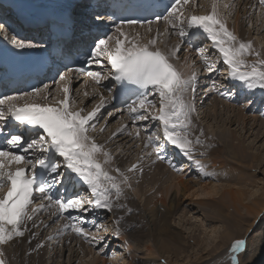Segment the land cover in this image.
Wrapping results in <instances>:
<instances>
[{
    "label": "snow or ice",
    "instance_id": "6c2138e0",
    "mask_svg": "<svg viewBox=\"0 0 264 264\" xmlns=\"http://www.w3.org/2000/svg\"><path fill=\"white\" fill-rule=\"evenodd\" d=\"M188 3L189 0H172L170 5H166V14L157 13L156 19L148 20L149 32H151V25L159 24L160 21H163L166 27L163 33L157 28V35L149 39L146 44L139 43L138 33L132 35L123 30L125 25L117 24L112 35L97 39L91 50L89 63L104 67L101 62L106 59L107 64L110 65L111 79L126 80L145 90L127 105L129 118L133 123L137 120L148 121L149 117L154 126L156 121L159 122L155 131H149L145 126L147 133L145 147H152L158 158L164 159L160 154L166 148L164 144L166 141L168 145L174 146L185 158L194 163L201 175L207 176L205 165L195 155V147L202 146L201 141L199 137L191 138V116L195 111L194 105L186 99L189 89L193 95L195 93L196 74L193 72L191 76L186 77L170 61L177 58L180 43H183L185 37L190 38L191 44V40L205 34L212 42V48L220 54L223 64L227 66V78L238 81L247 89H264V59H258L256 63L247 61V56L259 57V53L252 51L250 42H242L227 28L225 18L219 13V0H213L211 11L207 15L193 14L185 17L182 8L178 6ZM229 6L224 4L225 8ZM260 6L264 8V0H260ZM98 19L102 18L98 17ZM139 23L137 20H129L127 27L133 28ZM140 26L144 25L140 24ZM193 29L196 31H192ZM167 35H176L180 43L165 53L156 45L161 36ZM11 43L20 50L37 47L17 39H13ZM194 50L200 54L205 71L211 73L216 65L204 55L205 49L195 47ZM67 72L84 73L85 70L69 67ZM86 74L97 85L101 80L109 78L99 71H87ZM69 80L67 74H59V79L53 81L63 97L59 100L52 97L54 104L48 103L51 89L47 84L36 87L23 96H8L0 99V120L11 117L20 125L38 130L35 134L36 138H33L31 142L25 141L23 133H10L5 137L9 148L0 149V188L8 189L0 198V246L11 242L16 237L23 236L21 226L26 220L33 218L29 214V208L37 192L41 194L42 200L48 201L47 205L42 204L40 208L54 207L60 215L69 211L87 212L89 208L85 206L86 204L92 210L111 211L114 200L118 201L123 194L122 185L128 183L127 177L120 172L119 168L112 170L116 176L110 174L105 167L112 162L110 153L88 134L89 129L95 128V124L91 122L105 106L104 97L101 96L100 103L86 115H82L83 109L73 111L69 103L71 91ZM61 82H63L62 86ZM217 83L216 80H212L213 89L217 88ZM149 90L152 94L159 96L158 114H153L151 111L156 104L148 99ZM108 91L111 93L110 88ZM85 95L88 94L85 93ZM37 97L44 102H37ZM21 101L23 103H20ZM124 128L126 126L119 131H123ZM112 135L115 136L116 133ZM137 137H139V130ZM11 149H20V151L13 152ZM30 152L34 154L31 157L28 155ZM203 155L204 153L201 152L200 156ZM168 163L173 171L183 172V169L173 164L171 160ZM12 164L17 165L14 171L10 170ZM38 168L43 170L39 183L36 173ZM136 168L137 165L133 164L128 171H134ZM66 172L74 174L78 181L87 186L90 193L87 201L79 196L66 199L52 196L50 191L52 188L63 185L66 178L72 179L71 176H66ZM39 210L31 208V213L35 214ZM76 219V217H69L70 221ZM115 223L118 234L119 220ZM68 227L93 247L103 239L98 236L102 225H94L96 233L86 231L80 223L65 225V228ZM245 248L246 240L244 239H236L231 244V264H239L238 254ZM3 256V252L0 251V264H5Z\"/></svg>",
    "mask_w": 264,
    "mask_h": 264
},
{
    "label": "rangeland",
    "instance_id": "374dc122",
    "mask_svg": "<svg viewBox=\"0 0 264 264\" xmlns=\"http://www.w3.org/2000/svg\"><path fill=\"white\" fill-rule=\"evenodd\" d=\"M205 1L206 0H202L201 2H199V5L197 4L198 10L194 9L191 11L189 9V7H186L185 11H187V13L184 16H187L190 14L191 15L192 14L207 15V13H209L211 11L212 6L210 4L213 1L209 2V4L206 3ZM233 6H235V5H233ZM241 10H242V5H237L236 8H233V7L232 8H224L223 7L222 9H219V13H220V15H222L225 18L226 25H227L228 29L231 27L233 29V31H235V29L238 28L240 30V32H242L244 35L243 41L247 40L248 42H250L252 44V46H253L252 50H258V51L261 50L264 54V22L260 19L261 17H263L261 15V12L257 11L258 14L253 13L251 16L252 19L250 21H246L242 25L238 24V26L235 27L236 17L238 14H241ZM250 10H253V9H250ZM190 11H191V13H190ZM241 21L242 20H240V23H241ZM139 30H140L139 34H142V35L143 34L144 35L149 34L148 31L145 29H139ZM156 32L153 34V36H150V34H149V37L146 39L140 38L139 43H141V44H144V42L147 43L149 39H151L157 35ZM239 39H240V37H239ZM169 40H177V38L175 35H169ZM248 42H246V43H248ZM163 44L164 43L159 38V42L157 43L156 47L164 48ZM181 47H180V51L177 53V57L180 58V62L179 61L176 62V66L180 72H182V71L185 72L184 67L188 66V68L190 69V67L192 65L191 61L194 60V58H196V57L194 55L186 57L185 49L182 47L183 49L181 50ZM204 48H206L205 53H204V55L206 56V53L210 50L211 45L207 44V45H205ZM207 48L209 49L208 51H207ZM197 54L200 55L199 53H196V55ZM209 58L212 61H215L216 59H219L222 61L220 54L217 53L216 50L213 51L212 55H210ZM172 62L175 64L173 59H172ZM192 71H194V69H192ZM221 72H222L221 73L222 76L226 75L223 79L224 80L223 82H225L224 83V85H225L226 81L230 80L229 78H227L228 70H227L226 65L223 64V70ZM189 73L191 74L192 72H189ZM230 82L233 83L232 81H230ZM209 86L206 87L205 93L203 90L202 92L194 94V96H193L194 106L197 109L194 107L195 111L192 113V115L194 116V118L196 120V122H195V123H197L196 125L197 126L200 125V128L202 129V133L209 135V137H211L212 139L215 138V137H213L214 133H218V134H220L222 141H226L227 137H225V136H227L228 133H234L236 139L241 138L240 141L243 142L244 146L247 149L246 152H248L249 155L250 154L257 155L256 153H258V156H260V162H259V164L258 163L257 164L259 166L256 164L257 165V166H255L256 169L252 170V174L256 175V180H257V178L259 179V180H257L258 181V189L260 190V188H262L261 190L264 191V189H263L264 188V124L261 123L264 120L259 119L257 116L255 117V116L245 112L246 107L254 108V106L256 105V104L254 105V103H255L254 98L255 97L258 98V96L252 95V94H242V96H244V97L249 95L248 99L245 98L246 101H245L243 107H240V106L234 107V106H231L228 104H224L223 102L216 99V96H213L210 99L207 98L208 100L203 102L202 99L205 97V94L207 92H209V90H210ZM217 86H218V83H217ZM233 88L230 87L231 92L229 91L228 94H232L235 92L236 87H233ZM242 88H243V86L240 83L238 91L240 92L242 90ZM255 89H253V90H255ZM262 90H264V89H262ZM58 95H59L58 93H56L54 95L55 100L58 99ZM187 95L190 97L189 93ZM232 98L238 99L240 97H239V94L237 95L235 93V95L232 96ZM188 100L191 101L190 98H188ZM54 103H55V101L53 100L52 104H54ZM221 104H224L223 106H225V108L222 107ZM226 106H229L230 108H226ZM91 107L93 108L96 106L92 105V106H90V108ZM232 109L234 110V112H232L233 111ZM239 110L245 114L247 121L250 120V124L253 125L252 128L248 124L238 121L237 111H239ZM151 111L153 112V114H158L156 112L155 108L152 109ZM234 119H237V120L234 121ZM230 120H233L234 123L232 122L230 124ZM252 120H257V121L253 122ZM254 123H256V125H254ZM118 128L119 127L112 128V130L118 129ZM112 130H111V132H112ZM221 130H223L222 132L225 134V136L221 133ZM141 139L142 138H138V139L133 138L131 142L126 144L125 149H127L128 147H131V146L132 147H131V150H129L125 153L123 151V154H126V156H124L122 158L123 160H125L128 163L129 162L132 163V162L136 161V158L139 155L137 153L140 150V148L138 149V147L135 145V143L138 141H141ZM236 139L230 138V140L232 141L231 143L236 145L237 144ZM98 143L101 144V141L99 140ZM217 143H219V142H217ZM171 147L173 148L174 146H171ZM203 147H204V145L202 144V148ZM120 150H122V149H120V147H116V145L113 146L112 148H110L109 150H107L109 153H113V155L111 156V161L113 160L114 155L117 152H119ZM201 150H203V149H201ZM201 150L199 152H202ZM198 153L195 151L196 158L199 159L201 161V163H202V161L204 162L205 171L208 173V176H209V171H211V168H212L211 163H210V159L208 157H205V158L199 157L198 158V155H199ZM230 155L231 154L228 155V159L231 157ZM205 156H207V155H205ZM229 160L231 161L232 158ZM111 165L114 167L115 166L119 167L117 164H115V162L113 163V161H112L111 164L108 165L109 169L112 167ZM161 167L162 166L160 165V167L158 166V167H156L154 169H150L148 171L149 174L147 175L145 182L142 184V187H139L137 185L134 178L133 179L131 178V180H129L127 185H129L130 187H131V185L135 186V187L134 186L132 187L133 190L131 192L132 194L130 195L129 199L131 201H133L134 203H136L137 207H138V210L136 212L134 211L135 213L129 214V216H135L137 218V220L140 222V220L138 219L137 216H140L143 212H144L143 214H145V212L148 211L147 209H149L148 208L149 204L151 206V202H153L154 199L155 200L161 199L162 202H164L166 204L165 211L167 212L168 224L158 226L160 228V230L158 231V235H159L160 239L158 240L157 246H159V248H161L162 251L158 253V257L160 259H157L158 257L155 258V260L157 261V264H217V262H216L217 258L216 257L219 253H221L222 251L227 249L226 245L225 244L223 245L222 243L219 242L218 244H221V245H220L219 249L216 251V255L214 252L207 251V249H205L206 248L205 245L211 244L210 243L211 241H209V240H211L210 235H213L212 234L213 231H215L214 233H216V232H217V234L219 233L218 236L221 235V232H224L225 225H223V223H222L223 220L221 221V219H215V222H213L214 220H213L211 215H209V216L205 215V213H209V212H211V210H208L207 207H202L203 209H200V208L196 207V205L191 203V200L192 201H198V200L205 197V195H202V193H204V192L198 186H195V188L193 190V192L196 193V195H194V196L189 194L188 196L182 197V196H180V192H178L176 195V198H179V201L176 202V204H179V206H177V205L172 206V209L169 210V207L171 206L169 199H171V196L174 195V192H176V190H175V188H173V189H171V191H168L166 193L165 187H166V185L168 186L170 181H171L170 176L173 177L172 179L179 178V176L174 175L172 172L169 173L168 171L164 170L163 167L162 168ZM119 168H121V167H119ZM192 168L194 169V172H196V176H197L198 180L200 181L201 180L200 176H202L200 173V170L199 169L197 170V166L194 163L192 165ZM185 172H181L182 174L185 173L184 177H186L189 174L188 168ZM216 174L217 173H215V175ZM112 175L115 176L116 174L114 175L112 173ZM197 178L194 180V181H196L195 183L199 182L197 180ZM203 178H204L203 180L205 182L210 180V178H207V176H204ZM182 179H183V177H182ZM187 180L191 181V179H187ZM260 181L263 183V185L261 183H259ZM183 182H185V180H183ZM192 183H193V181H192ZM215 183H218V181ZM215 185L216 184H214V187L217 188V190H220L219 189L220 184H217V186H219V187H216ZM261 185H262V187H261ZM197 188H200V189H197ZM123 191H125V190H123ZM262 191H258V194L262 193ZM137 193L139 196H137ZM258 194H256L255 197L258 196ZM126 196H127V194H126ZM247 197L248 196H246L245 202L250 204L252 200H251V198H249V197L247 198ZM152 198H154V199H152ZM149 199H151V200H150V203L148 201V203H149L148 204L146 201ZM173 202H175V201H173ZM157 204H158V202H157ZM159 205H160V203H159ZM190 205H192L193 207L192 206L190 207ZM250 205H252V203ZM191 209H193V210H191ZM204 209H205V211H204ZM114 211H116V212L120 211L121 212V206L115 207ZM106 212H107V215H106L105 220H104V226L107 229L106 233L110 234L112 237V239L110 238V240L112 241V244L109 246L110 247L109 250H110L111 255H110L109 251H107L108 254L104 257V261L107 263H113V260H114V262L116 264H127L128 261H126V259L128 256L129 257L132 256L135 260H139V262L141 260L146 259V250H145L144 244H147L146 243L147 241L143 242L142 239L133 238V236H131L132 235L131 232L134 229L138 230L140 228V224L138 225L139 222L137 221L138 223H135V224L133 223L129 226V228H127L126 230H123L119 226H121L124 223V218H123V220L120 218L119 219L113 218V216H112L113 211L112 210L111 211L106 210ZM203 212H205V213H203ZM262 214L263 215H261V217H259L258 221L257 222L255 221L254 226H252L248 232H245L244 235L242 234V236H241L242 238H240V239L246 240V247L250 241L252 243H254V242L256 243L257 241H259V239L262 235V231L264 232V230H263L264 228H262V227H264V212ZM117 220H119L118 234H117V224L115 223V221H117ZM249 220L250 221L248 223L245 221L246 225L252 224L254 222L253 217H250ZM209 226H210V228H209ZM116 236H119V237L124 236L123 242L120 243L117 240L118 237L116 238ZM104 237H105V235H104ZM114 239H116V240H114ZM173 239H176L178 242L173 243V245H171V243L173 242ZM236 239H239V238H234V240H236ZM254 244H253V247L256 246V244L255 245ZM174 245H177L178 247H180V251H178V256L176 255V257L174 255L173 256L171 255L172 252L174 251L173 250ZM102 246H103V248H102ZM95 248H96V251H95ZM95 248L92 246L93 251H91V252H89L91 250L90 244L86 245V247L81 252L79 251V249L76 250L77 249L76 247H74V248L72 247V249L69 248V250L67 252H65L60 258L55 260L54 264H56L58 262L61 264H62V262H64L65 264H68L67 260L69 259V257H71V259L73 257V264H95L94 263L95 259H99V260L103 259L101 257V254H100L101 250H106L105 246L102 244L100 246H95ZM202 251H203V253H202ZM2 252L3 253L6 252V255L9 257L10 261L13 262V259L10 256V251L8 249V246H6L5 248H2ZM243 252H245V250ZM50 253H52V252H50ZM209 253H210V256H209ZM102 254L104 255L105 251L102 252ZM198 254H200V255H198ZM99 255L101 258H99ZM230 256H231V254L229 253V257ZM239 257H240V254H238V257H237L239 264H240L241 258H239ZM224 258H227V257H224ZM115 259H116V261H115ZM50 261L51 260L49 259V262H47L46 264H49Z\"/></svg>",
    "mask_w": 264,
    "mask_h": 264
},
{
    "label": "bare ground",
    "instance_id": "6f19581e",
    "mask_svg": "<svg viewBox=\"0 0 264 264\" xmlns=\"http://www.w3.org/2000/svg\"><path fill=\"white\" fill-rule=\"evenodd\" d=\"M9 1H12V0H9ZM238 5H242V10H241V14H238L236 17L235 27H237L238 24L242 25L246 21H250L252 19L251 16L254 13L253 11L250 10L252 6L249 3H243L241 1H239ZM194 9L198 10L197 9V3L192 5V7L190 8L191 11ZM191 11H190V13H191ZM188 16H191V14L187 15L185 17H188ZM260 19L264 22L263 17H261ZM240 20H242L241 23H240ZM153 28H155V27H153ZM164 29L165 28H161L160 32L163 33ZM156 34H157V32H156ZM234 34L238 38L240 37L242 42H245V43L248 42L247 40L243 41L244 35L242 32H240V30L238 28L235 29ZM140 37H141V39L142 38L146 39L149 37V34H147V35L140 34ZM160 40L164 43L163 44L164 48L160 47L159 49H161L165 53H167L170 48L175 47L179 43L178 39L177 40H169V35L161 36ZM139 42H140V40H139ZM181 46L182 45H180V47ZM182 49L183 48L181 47V50ZM204 49L206 50V48H204ZM208 50L209 49L207 48V51ZM252 51L254 53H259V57H257L256 55L247 56L246 59L249 63H256L258 59H264V54L261 50L260 51L252 50ZM185 52H186V57H189L192 55V53L191 52L189 53V51L186 49H185ZM213 62L216 65L217 63H219V60H215ZM174 66H175V64H174ZM184 69L186 71L189 68H188V66H186V67H184ZM209 74L210 73L206 71V73L203 76L209 75ZM229 81H232L233 85H236V88H235V92L232 94H228L229 91H226L227 97L234 99V98H232V96H234L235 93L237 95L239 94V97H241L242 94H252V95H256V96H258V98H262L264 100V90L259 89V88H256L255 90L247 89L245 86H243L241 84L243 86V88L239 92L238 90H239L240 83L238 81H233L231 79ZM210 83H211V81L209 82L208 85H210ZM222 88L223 87L221 86L219 91H221ZM205 89L206 88H204V89L199 88V89H197V91H195L194 94L200 93L203 90L205 93L206 92ZM230 92H231V90H230ZM189 94H190V96L193 95L191 92ZM248 97H249V95L245 96V98H247V99H248ZM157 98L159 101L158 95H157ZM36 99H37V102L40 101L39 100L40 97H38ZM255 99L256 98H254V100ZM57 100H59V99H57ZM192 100H194V99L192 98ZM188 101L190 102V100H188ZM223 105L224 104H221V106L225 108V106H223ZM255 106H258V105L256 104ZM226 108H230V107L226 106ZM262 109H264V108H262ZM239 111H237L238 121L244 122L252 128L253 125L250 124V120L247 121L245 114L242 113V111H240V112ZM232 112H234V110ZM263 112H264V110H263ZM149 120H150V118H149ZM235 120H237V119H234V121ZM191 121H192V123H191V138L195 139V138L199 137L201 144L204 145L203 148L201 145H197L195 147V150H198V152H199L201 149H203L201 151L204 153V155H207L206 157H208L210 159V163H211L212 168H211V171H209V176L207 175V178H210V180L207 179L208 181L205 182L203 180L204 178L202 177L200 181L198 180L199 182L195 183L196 181H193V183H192V181H188V180H185V182H183L182 177L172 179L173 177L170 176L171 181H170L168 186L166 185L165 192L167 193L168 191H171V189H173V188H175L176 192H174V195L171 196V199H169L170 200L169 202L171 203L169 210L172 209V206H176V205L179 206V204H176V202L179 201V198H176V195L178 192H180V196H182V197L188 196L189 194L194 196V195H196V193L193 192L195 186L200 187L202 189V191L204 192V193H202V195H205V197L198 200V201H192L191 200V203H193L194 205H196V207H198L200 209H203L202 207H207V209L211 210V212H209V213L203 212V213H205V215H208V216L211 215L213 220H214L213 222H215V219H221V221L223 220L222 223H223V225H225L224 232H221V235H219V236H218L219 233L218 234H217V232L214 233L215 231L212 230L213 235H210L211 240H209V241H211L210 242L211 244L205 245L206 246L205 249H207V251L214 252L216 255V251L219 249V247L221 245L218 243L220 242L223 245L225 244L227 249L222 251L221 253H219L217 255L216 262H217V264H231L229 253H230V246L235 241L234 238H239V239L242 238L241 237L242 234L244 235L245 232H248L251 229V227L254 226L255 221L257 222L259 217H261V215H263L262 213L264 212V191H262L261 190L262 188H260V187H259L260 190L258 189V181L257 180H259V179L257 178V180H256V175L252 174V170L256 169L255 166H257L260 162V156H258V153H256L257 155H252V154L249 155V153L246 152L247 149L244 146L243 142L240 141L241 138L239 137L240 139H236L234 133H228L227 136H225V134L222 132L223 130H221V133L225 137H227L226 141H222V138L220 137V134H218V133H214L213 137H215V138L212 139L211 137H209V135H206L205 133H203L204 135L203 134L201 135L202 129L200 128V125L199 126L196 125L197 123H195L196 121H195V118L193 116H191ZM234 121L230 120V124L232 122L234 123ZM252 121L256 122L257 120H252ZM261 123L264 124V121H262ZM254 125H256V123H254ZM113 133H116V135L113 136L112 135ZM119 134H120L119 129H113L111 133H108L107 135H105L102 138V140H100L101 143H104L107 141L106 144H109L108 148H112L113 146L116 145V147H120V149H122L114 155L113 160H112L113 163L115 162V164H117L121 168H119L117 166L114 167V166H112L113 164L111 165L112 167L110 169H109L108 165H106L105 167L109 170V172H113L114 175L116 173L112 170L115 168H119L120 172L123 173V175L126 177L132 175V177H135L137 179V185L139 187H142V184L145 182V179L147 178V175L149 173L146 171V169L143 166L137 167L134 171L129 172L128 169L134 164V162L128 163L122 159L124 156H126V154H123V151L125 153V152L131 150L132 146L128 147L127 149H125V148H126V144L131 142L134 136H133V134H131V135H126L124 137H121ZM141 138H142V136H141ZM230 138L236 139L237 144L234 145L233 143H231L232 141L230 140ZM217 142H219V143H217ZM97 143H98V141H97ZM98 144H100V143H98ZM148 150L150 152H152L151 149H148ZM229 154H231L230 155L231 157L229 156L230 157L229 159L232 158L233 161L232 160L230 161L228 159ZM159 164L160 163H158V166L160 167ZM158 166H156V167H158ZM215 173H217V174L215 175ZM217 181H218V183H215ZM211 183L216 184L215 185L216 187L220 186V188H219L220 190H217V188L214 187V184L212 185ZM259 183H261L263 185V183L261 181ZM217 184H220V185L217 186ZM262 185H261V187H262ZM200 188H197V189H200ZM258 191H262V193L258 194ZM256 194H258V196L255 197ZM89 196H90V194H89ZM137 196H139L138 193H137ZM246 196L251 198L252 205H250L251 203L248 204L245 202ZM129 197H130L129 193L127 194V196L125 194H122L120 199L118 201H116V203H114V206L112 207L113 218H116V219L120 218L122 220L124 218V223L121 226H119L123 230H126L127 228H129V226L131 224H133V223L135 224V223L139 222L135 216H129V214L135 213L138 210L137 204L134 203L133 201H131L129 199ZM152 199H154V198H152ZM150 200L151 199L147 200L146 202L148 203V201H149V203H150ZM173 201H175V202H173ZM157 202H158V204H157ZM159 203H160V205H159ZM118 206L122 207L121 212L120 211L119 212L114 211L115 207H118ZM191 206L192 205H190V207ZM148 208H149V209H147L148 211L146 210L147 212H145L146 215L143 214L144 212L143 213L141 212L143 215L141 214L140 216H137L138 219L140 220V222L138 223V225L140 224V228L138 230L134 229L131 232V234H132L131 236H133V238L142 239L143 242L147 241L146 242L147 244H144L145 250H146V259L141 260L139 262V260H135L132 256H130V257L128 256L126 259V261H128L127 264H157V261L155 260V258L158 257V253L162 251L161 248H159V246H157L158 240L160 239L159 235H158V231L160 230V228L158 226L168 224L167 212L165 211L166 204L164 202H162L161 199L160 200L154 199V201L151 202V206L149 204ZM191 210H193V209H191ZM204 211H205V209H204ZM250 217H253L254 222L252 224L246 225V222L248 223L250 221L249 220ZM209 228H210V226H209ZM262 228H264V227H262ZM104 232H107L106 228H105ZM123 237L124 236H120V237L116 236L117 240L120 243L123 242V240H124ZM26 240L27 239H22L20 241L14 240V242H12L8 245V249L10 251V256L13 259V262L10 261L9 257L6 255V252H4L3 253L4 254L3 259L5 260V264H46L48 262L47 261L48 258L46 256H49V254H51V261L49 264H54L55 260L60 258L66 252V250H63L62 252H60V251L57 252V249L54 248L52 253H50L51 249H49L48 247H45V248H43V250H41L38 246L34 247L35 246L34 244H27ZM177 242L178 241L176 239H173V242L171 243V245H173V243H177ZM254 243H252L250 241L249 244L247 245V247L245 248V252L242 251L243 253L242 252L239 253L240 254L239 258H241L240 264H264V232L263 231H262V235H261L259 241H257L255 243L256 244L255 247H253ZM83 246H84L83 244L78 245L76 247L77 248L76 250L79 249V251L81 252L85 248V247L83 248ZM90 248H91V250L89 252L93 251L91 245H90ZM173 250L174 251L172 252L171 255L172 256L174 255L175 257H176V255L178 256V251H180V247H178L177 245H174ZM202 253H203V251H202ZM105 254H106V251H105ZM198 255H200V254H198ZM209 256H210V253H209ZM224 257H227V258H224ZM157 259H160V258L158 257ZM115 261H116V259H115ZM67 263L73 264V257H72V259H71V257H69V259L67 260ZM94 263L95 264H116L114 262V260H113V263H107L103 259H101V260L95 259ZM56 264H61V263L58 262ZM62 264H65V263L62 262Z\"/></svg>",
    "mask_w": 264,
    "mask_h": 264
}]
</instances>
